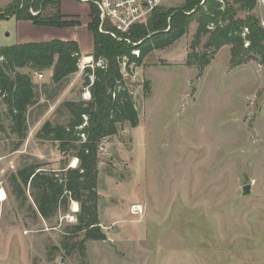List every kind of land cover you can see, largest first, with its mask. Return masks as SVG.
<instances>
[{
	"label": "rangeland",
	"instance_id": "374dc122",
	"mask_svg": "<svg viewBox=\"0 0 264 264\" xmlns=\"http://www.w3.org/2000/svg\"><path fill=\"white\" fill-rule=\"evenodd\" d=\"M13 1L0 0V46L64 40L77 42L82 55L94 53L91 2L62 0L64 20L78 23L55 26L6 18ZM186 2L162 6L174 10ZM249 13L264 27V0ZM197 26L140 65L123 63L139 124H120L100 144L99 215L106 239L87 240L84 250L73 246L83 233L68 230L77 223L74 201L47 221L29 191L25 202L14 197L10 175L36 160L47 168L75 167V157H64L57 143L37 133L47 120L67 121L63 102L90 99L84 70L93 60L84 63L82 56L79 71L61 86L52 83L51 70H21L36 85V103L20 144L0 96V190L6 193L0 264H264V65L254 57L232 65L229 45L204 68L188 64ZM248 184L250 193L243 195ZM134 205L143 211L133 214Z\"/></svg>",
	"mask_w": 264,
	"mask_h": 264
},
{
	"label": "trees",
	"instance_id": "16d2710c",
	"mask_svg": "<svg viewBox=\"0 0 264 264\" xmlns=\"http://www.w3.org/2000/svg\"><path fill=\"white\" fill-rule=\"evenodd\" d=\"M62 0H14L5 9L6 18L31 20L36 24L66 26L78 22L66 21L61 13ZM187 0L179 9L157 7L146 22L133 25L125 34L131 42L119 41L99 31L97 6L92 2L94 32L93 66L85 67V82L91 97L88 100H67L62 107L67 113L65 123L47 120L37 137L57 143L64 157H75V167L62 165L47 168L40 161L28 162L10 175L12 194L25 202L29 195L37 213L52 219L60 209H68L72 201L80 205L77 223L68 227L76 237L83 233L74 247L85 249L87 240H105L99 215V149L102 140L119 132L125 122L139 124V113L133 94L126 86L122 65H140L154 50L165 49L187 34L197 23V32L188 64L207 66L215 52L229 45L231 64L258 59L264 65V27L261 20L250 14L257 0ZM240 11L248 14L239 16ZM33 12H36L35 14ZM203 36V50L197 52ZM140 41H142L140 43ZM139 51V55L133 53ZM75 41L52 40L0 46V96L7 107L10 127L20 140L28 135L29 108L36 102V85L23 68L51 70V80L61 86L70 75L79 71L82 57ZM93 77V78H92ZM69 235H67V238Z\"/></svg>",
	"mask_w": 264,
	"mask_h": 264
},
{
	"label": "built area",
	"instance_id": "2783aa9c",
	"mask_svg": "<svg viewBox=\"0 0 264 264\" xmlns=\"http://www.w3.org/2000/svg\"><path fill=\"white\" fill-rule=\"evenodd\" d=\"M92 1L97 6V16L100 20L99 31L109 34L119 41L131 42L125 35L130 28L147 20L150 14L165 4L167 0H83ZM34 14L36 12H33ZM133 53L139 55L138 50ZM125 64V63H124ZM93 66V65H91ZM42 78V74H38ZM91 97L90 91H88ZM140 205H134L131 209L133 214H139ZM79 210V209H78ZM76 210V212H78Z\"/></svg>",
	"mask_w": 264,
	"mask_h": 264
},
{
	"label": "bare ground",
	"instance_id": "6f19581e",
	"mask_svg": "<svg viewBox=\"0 0 264 264\" xmlns=\"http://www.w3.org/2000/svg\"><path fill=\"white\" fill-rule=\"evenodd\" d=\"M92 60H93V56H91V55H86V56L83 57V62L84 63L92 62ZM77 163H78V159L75 158L73 166H77ZM5 199H6V193L2 189V190H0V200L4 201ZM72 209L75 210V211L78 210V202H76V201L73 202V208ZM138 209H139V213H141L143 211V208L141 207V205H140V207H138Z\"/></svg>",
	"mask_w": 264,
	"mask_h": 264
},
{
	"label": "water",
	"instance_id": "95a60500",
	"mask_svg": "<svg viewBox=\"0 0 264 264\" xmlns=\"http://www.w3.org/2000/svg\"><path fill=\"white\" fill-rule=\"evenodd\" d=\"M250 190H251V185L250 184L243 186V195L249 194Z\"/></svg>",
	"mask_w": 264,
	"mask_h": 264
},
{
	"label": "crops",
	"instance_id": "0c3cea01",
	"mask_svg": "<svg viewBox=\"0 0 264 264\" xmlns=\"http://www.w3.org/2000/svg\"><path fill=\"white\" fill-rule=\"evenodd\" d=\"M6 35L8 36V35H9V33H8V32H6ZM1 46H4V45H1ZM88 55H91V56H92V54H88ZM83 56H86V55H83ZM51 74H52V71H51Z\"/></svg>",
	"mask_w": 264,
	"mask_h": 264
}]
</instances>
